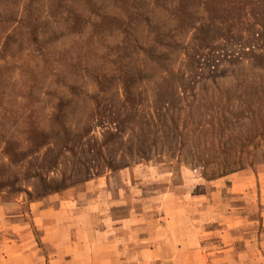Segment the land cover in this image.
Instances as JSON below:
<instances>
[{"label":"rangeland","instance_id":"rangeland-1","mask_svg":"<svg viewBox=\"0 0 264 264\" xmlns=\"http://www.w3.org/2000/svg\"><path fill=\"white\" fill-rule=\"evenodd\" d=\"M0 264H264V0H0Z\"/></svg>","mask_w":264,"mask_h":264}]
</instances>
